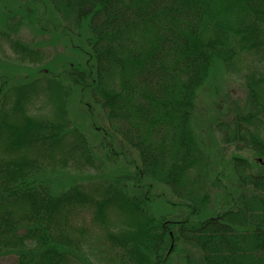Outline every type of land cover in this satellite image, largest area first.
Masks as SVG:
<instances>
[{
	"label": "trees",
	"instance_id": "16d2710c",
	"mask_svg": "<svg viewBox=\"0 0 264 264\" xmlns=\"http://www.w3.org/2000/svg\"><path fill=\"white\" fill-rule=\"evenodd\" d=\"M224 74L242 78L245 98L207 145L197 101ZM99 153L114 168L105 178L91 170ZM9 255L264 264V0H0Z\"/></svg>",
	"mask_w": 264,
	"mask_h": 264
},
{
	"label": "rangeland",
	"instance_id": "374dc122",
	"mask_svg": "<svg viewBox=\"0 0 264 264\" xmlns=\"http://www.w3.org/2000/svg\"><path fill=\"white\" fill-rule=\"evenodd\" d=\"M216 94V97H214ZM212 96V97H211ZM245 98V93H244V87L242 84V78L232 76V75H227L224 74L222 77V80L220 82L218 90H213L211 85H205L202 88L201 95L198 98L197 101V108H196V119L194 121V126L199 130L201 138L206 142L207 145L213 144V137L211 136L213 132V127L212 123H214L215 120L220 119V118H230L232 116V112L226 109L229 106L234 105V101H238L240 103L243 102ZM213 107H215L214 111H212ZM216 110H219V112H216ZM41 111L45 112L47 111V107L45 106ZM98 114V109L96 110ZM73 113H76V110L73 109ZM212 113L211 120L208 119L210 117V114ZM229 116V117H228ZM91 119V118H90ZM89 121V120H87ZM86 121V135L87 136H92V132L90 131V122L88 123ZM93 121V120H92ZM104 124V122H103ZM88 125V126H87ZM220 146H223L220 144ZM234 148L233 146H229L227 149L228 151H232ZM131 156L135 159L136 158V153L131 152ZM96 164L97 168H91L93 173H97L96 177L97 178H105L108 177V174H112V170L114 169L112 164L109 161L103 160V155L99 153L98 158H96ZM121 161H123L122 156H119L118 158V163L119 164ZM131 166V165H130ZM133 166L128 167L127 169H132ZM94 169V170H93ZM123 172V171H122ZM95 177V178H96ZM93 179V178H92ZM89 181V180H86ZM90 183L94 184V179L89 181ZM96 183V182H95ZM158 193L163 192L166 190V188H163L162 186H157L155 189ZM165 197H170L168 195L167 191L164 193ZM172 199V197H171ZM91 213L86 210V219L90 218ZM98 231H95L96 233ZM193 254H197L196 250L193 248ZM15 257L14 256H4L0 258V264H15L14 263ZM93 262H95L93 259H91Z\"/></svg>",
	"mask_w": 264,
	"mask_h": 264
}]
</instances>
